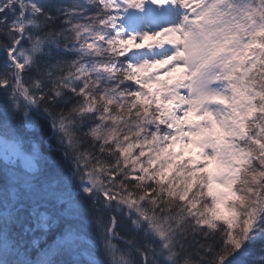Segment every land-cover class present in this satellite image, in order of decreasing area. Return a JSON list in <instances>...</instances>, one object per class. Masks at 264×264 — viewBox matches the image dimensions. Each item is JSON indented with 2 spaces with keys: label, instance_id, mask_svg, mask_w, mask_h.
Wrapping results in <instances>:
<instances>
[{
  "label": "snow or ice",
  "instance_id": "snow-or-ice-1",
  "mask_svg": "<svg viewBox=\"0 0 264 264\" xmlns=\"http://www.w3.org/2000/svg\"><path fill=\"white\" fill-rule=\"evenodd\" d=\"M0 264H264V0H0Z\"/></svg>",
  "mask_w": 264,
  "mask_h": 264
},
{
  "label": "rangeland",
  "instance_id": "rangeland-1",
  "mask_svg": "<svg viewBox=\"0 0 264 264\" xmlns=\"http://www.w3.org/2000/svg\"><path fill=\"white\" fill-rule=\"evenodd\" d=\"M193 155L195 154V153H192Z\"/></svg>",
  "mask_w": 264,
  "mask_h": 264
}]
</instances>
